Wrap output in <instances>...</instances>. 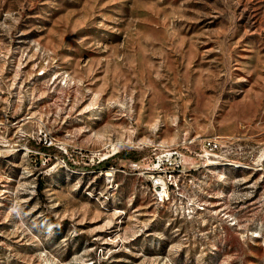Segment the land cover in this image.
Wrapping results in <instances>:
<instances>
[{"label":"rangeland","instance_id":"rangeland-1","mask_svg":"<svg viewBox=\"0 0 264 264\" xmlns=\"http://www.w3.org/2000/svg\"><path fill=\"white\" fill-rule=\"evenodd\" d=\"M210 135L241 157L158 203ZM0 264H264V0H0Z\"/></svg>","mask_w":264,"mask_h":264},{"label":"built area","instance_id":"built-area-1","mask_svg":"<svg viewBox=\"0 0 264 264\" xmlns=\"http://www.w3.org/2000/svg\"><path fill=\"white\" fill-rule=\"evenodd\" d=\"M242 148L233 137L210 135L158 150L146 168L155 200L160 204L168 201L171 193L180 190V181L189 172L208 168L210 160H238Z\"/></svg>","mask_w":264,"mask_h":264},{"label":"trees","instance_id":"trees-1","mask_svg":"<svg viewBox=\"0 0 264 264\" xmlns=\"http://www.w3.org/2000/svg\"><path fill=\"white\" fill-rule=\"evenodd\" d=\"M41 150L43 152L49 151L50 149L48 147H41ZM61 154H63L62 152H60ZM118 157L124 158V159H132V160H138V153L135 152H128V151H122L116 154ZM113 157H110L104 161L99 162L97 165H95L94 167L99 169H107L109 166H111V162H112ZM79 169L85 168V167H77Z\"/></svg>","mask_w":264,"mask_h":264},{"label":"bare ground","instance_id":"bare-ground-1","mask_svg":"<svg viewBox=\"0 0 264 264\" xmlns=\"http://www.w3.org/2000/svg\"><path fill=\"white\" fill-rule=\"evenodd\" d=\"M218 163H220V160H210L208 165H216ZM107 176H111V174L107 173Z\"/></svg>","mask_w":264,"mask_h":264}]
</instances>
